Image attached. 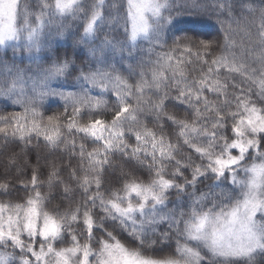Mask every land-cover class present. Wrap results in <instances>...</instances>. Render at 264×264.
Here are the masks:
<instances>
[{
  "label": "snow or ice",
  "instance_id": "6c2138e0",
  "mask_svg": "<svg viewBox=\"0 0 264 264\" xmlns=\"http://www.w3.org/2000/svg\"><path fill=\"white\" fill-rule=\"evenodd\" d=\"M0 138L11 164L67 154L46 183L70 199L48 208L37 151L0 201V264H264V0H0Z\"/></svg>",
  "mask_w": 264,
  "mask_h": 264
},
{
  "label": "trees",
  "instance_id": "16d2710c",
  "mask_svg": "<svg viewBox=\"0 0 264 264\" xmlns=\"http://www.w3.org/2000/svg\"><path fill=\"white\" fill-rule=\"evenodd\" d=\"M240 13L237 12V16H239ZM68 23H81L79 21L72 22L71 20L67 21ZM197 29L201 33H207L208 35H205L203 38L211 39L215 38L221 35L218 26L213 27L211 24H202V25H196ZM234 28H236V25H233ZM244 27L243 22L240 25V28H237L236 33L234 34V39L237 42V45L243 44L245 47L249 46V39L245 36L244 32L241 30ZM254 32V29H253ZM71 42H69L70 44ZM171 41H169V44ZM139 45L141 48H148L147 41H139ZM161 49H157V51H160ZM166 50V49H165ZM237 52L240 51V48L237 47L235 49ZM217 51L219 49L217 48ZM154 58V57H153ZM79 63V61H77ZM21 67H24V65H21ZM127 75V72L124 73ZM135 78H132L131 82H134ZM75 90V89H73ZM93 95H97V92L93 91ZM104 99L108 101L107 108L101 113L103 118L106 120H111L112 118V106L114 103V97L109 93L106 94ZM21 109L17 107H9L6 109V111H20ZM63 111V101H58L56 104L51 105V110H46L45 115H51L52 112H62ZM89 113L87 110L82 114L81 122H86L89 118ZM95 115V113H93ZM149 126H151V123H149ZM42 143V142H41ZM87 146L89 149H91L94 145L90 141H86ZM7 145V147H5ZM15 151L17 153L20 152V148L16 147V143H14L11 139L8 141H5L3 138H0V183H7L9 185V192L11 195H0V201L5 200H12L16 201L19 199V197H22L25 195V192L23 190V184L22 182H27L30 180L32 175V169L33 167L37 166V151L41 153V159L39 160V179L42 182L43 186L41 187V191L49 194V203L48 208L51 210L53 208L59 207L60 211H63L69 206L70 199H64L63 194V186H60L59 188H53L51 192H49V188L47 187V178L48 173L50 171V164L55 163L57 167L60 169L61 176L67 181V165L69 163L67 154H62L60 150H57L54 154L51 153L48 149L41 148L39 150H34L26 155H22L20 159H18L17 163L11 164L8 161V157L11 155V153ZM117 167L122 163L120 161L119 157H113ZM76 161L73 160L72 164L75 165ZM111 173V170H109ZM115 176H119V172L116 171L114 173ZM136 177L139 179L148 180V174L146 172H140L137 171L133 173ZM124 177H121V183L123 181ZM73 193L71 194V199L75 201H79L81 198V193L78 188L75 187V184L73 183ZM114 187H120V183L113 184ZM174 198V194L170 199ZM171 207V205H170ZM187 211V210H186ZM122 239H125L124 237H121ZM83 242V240H81ZM131 246H134V244L131 242L130 238L128 241ZM71 237L67 234H65V238L62 241L57 242L56 247H68L71 245ZM175 244L174 241L172 243L171 248H166L164 252L160 253L158 252L157 255H168L172 254L174 252Z\"/></svg>",
  "mask_w": 264,
  "mask_h": 264
},
{
  "label": "rangeland",
  "instance_id": "374dc122",
  "mask_svg": "<svg viewBox=\"0 0 264 264\" xmlns=\"http://www.w3.org/2000/svg\"><path fill=\"white\" fill-rule=\"evenodd\" d=\"M10 250V249H9Z\"/></svg>",
  "mask_w": 264,
  "mask_h": 264
}]
</instances>
